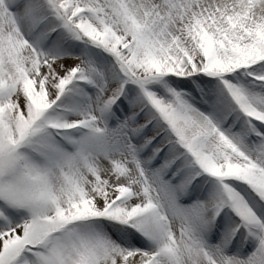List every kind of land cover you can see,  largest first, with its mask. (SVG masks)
I'll return each instance as SVG.
<instances>
[{
    "label": "snow or ice",
    "instance_id": "obj_1",
    "mask_svg": "<svg viewBox=\"0 0 264 264\" xmlns=\"http://www.w3.org/2000/svg\"><path fill=\"white\" fill-rule=\"evenodd\" d=\"M0 264H264V0H0Z\"/></svg>",
    "mask_w": 264,
    "mask_h": 264
}]
</instances>
